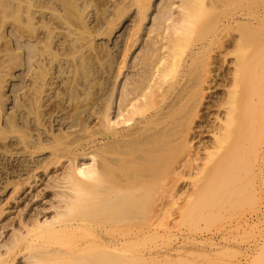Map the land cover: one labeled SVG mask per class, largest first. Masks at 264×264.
I'll use <instances>...</instances> for the list:
<instances>
[{
  "label": "rangeland",
  "instance_id": "374dc122",
  "mask_svg": "<svg viewBox=\"0 0 264 264\" xmlns=\"http://www.w3.org/2000/svg\"><path fill=\"white\" fill-rule=\"evenodd\" d=\"M153 1V12L145 20V29L138 32L134 30L137 7L133 0H0V248L3 250L13 232L19 230L20 218H50L62 204L59 194L64 189L52 185L56 176H62L67 157L39 167L36 162L50 151L48 147L40 150L41 144H50L56 138L78 148L105 136L104 114H108L109 124L116 129L127 127L138 118L135 111L140 108L150 83L159 79L157 69L162 67L167 49L166 24L170 20L159 28L158 15L169 0L150 3ZM180 2L171 0L172 18L179 16ZM249 10L256 28L254 51L264 54L260 30L264 0H224L217 17L225 20L234 15L242 20ZM214 27L213 22L211 30ZM237 34L236 29L223 30L209 51L194 61L203 94L197 103L198 115L190 124L189 148L179 145L174 152L156 155L150 145H141L139 157L112 155L124 176L140 177V195L156 197L154 204L140 208L139 218L140 232L148 233V227L156 230L155 236L140 237L143 239L140 253L145 257L152 253L156 264L187 261L193 222L198 239L215 241L212 245L205 244L214 253L207 256L208 264H229L238 256V247L243 250L252 243L253 231L242 233V227L235 221L261 201L260 191L253 190L257 178L251 172L241 179L233 199L225 207L214 209L204 220L196 215L190 217L193 202L206 192L211 174L218 169L216 155L209 156L208 151L213 150V141L226 116V100L235 70L232 36ZM152 37L159 39L154 44L153 59L157 61L149 65L145 58L151 53ZM260 61L257 69L264 74V56ZM262 79L258 82L260 100H264ZM259 111L264 112L262 102ZM263 125L264 118L259 119L255 133ZM259 144L246 155L253 164L262 159L264 146L258 150ZM91 157V153L86 155L83 163L91 164L97 158ZM170 166L172 169H168ZM147 184L152 186L146 187ZM170 185V192L162 189ZM236 192H243L244 199L240 200ZM223 233L237 236L238 240L223 248L220 238ZM25 257L20 255L16 264H25Z\"/></svg>",
  "mask_w": 264,
  "mask_h": 264
},
{
  "label": "bare ground",
  "instance_id": "6f19581e",
  "mask_svg": "<svg viewBox=\"0 0 264 264\" xmlns=\"http://www.w3.org/2000/svg\"><path fill=\"white\" fill-rule=\"evenodd\" d=\"M223 1L181 0L179 16L174 18L170 13L171 0L162 5L158 27L170 20L166 24V55L162 67L157 69L159 79L150 83L140 108L135 111L139 116L132 124L116 129L109 124L108 114H104L106 133L98 140H89L78 148H71L56 138L50 144H41L40 150L48 147L50 151L47 157L36 162L39 167L67 157L62 176H56L52 185L64 189L59 194L62 204L50 218H20L19 230L13 232L4 250L0 248V264H16L23 254L26 255L25 264H156L152 253L148 257L140 253L143 240L140 237L155 236L156 230L148 227V233L140 232L139 219L140 208L154 204L156 197L140 195V177L124 176L112 155L139 157L141 145H150L156 155L174 152L179 145L190 147L187 143L190 124L198 115L197 103L203 94L197 83L194 61L209 51L221 38L223 30L232 29L238 31L232 36L235 46L233 85L226 100L225 119L213 141V150L208 151L209 156L216 155L218 169L211 174L206 192L193 202L190 217L196 215L204 220L214 209L225 207L233 199L241 179L248 172L255 174L253 190L260 191L261 201L247 215L235 218L242 233L253 231V240L243 250L238 247V256L229 264H264V150L260 154L262 159L255 164L246 159L255 144L261 143L258 150L264 146V125L255 133L257 122L264 118L263 110L259 111L264 100H260L258 94V82L261 78L264 82V74L257 69L264 54L254 51L257 41L252 12L249 10L242 20L234 15L219 19L218 8ZM133 2L137 7L134 30L139 32L145 29V20L153 12L155 3L150 0ZM210 19L213 20L209 22ZM213 22L215 27L211 30ZM260 30L261 45H264V21ZM158 41L152 37L151 53L145 58L149 65L157 61L153 58L154 44ZM138 136L140 140H136ZM124 147L128 149H122ZM90 153L91 158H97L91 164H84V157ZM162 189L170 192L172 186H162ZM236 194L240 195V200L244 199L243 192ZM191 225L188 259L181 264H208L207 256L214 253L205 244L212 245L215 241L198 239L196 223ZM220 238L223 248L238 240L237 236L226 233Z\"/></svg>",
  "mask_w": 264,
  "mask_h": 264
}]
</instances>
